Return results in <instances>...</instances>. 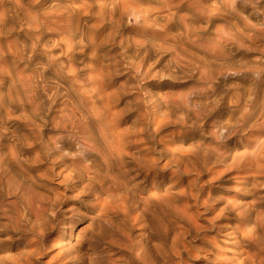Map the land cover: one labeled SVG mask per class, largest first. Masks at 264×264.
<instances>
[{
    "label": "bare ground",
    "instance_id": "6f19581e",
    "mask_svg": "<svg viewBox=\"0 0 264 264\" xmlns=\"http://www.w3.org/2000/svg\"><path fill=\"white\" fill-rule=\"evenodd\" d=\"M263 44L264 0H0V264H264Z\"/></svg>",
    "mask_w": 264,
    "mask_h": 264
},
{
    "label": "rangeland",
    "instance_id": "374dc122",
    "mask_svg": "<svg viewBox=\"0 0 264 264\" xmlns=\"http://www.w3.org/2000/svg\"><path fill=\"white\" fill-rule=\"evenodd\" d=\"M75 2H76V4L79 3L77 1H75ZM184 2L188 3L187 1H184ZM93 20L94 19L88 18V23H93L94 22ZM137 21L138 20H136V21L134 20V17L131 14L126 12L123 15V18L121 19V22H119V26H117L115 28L116 31H118L119 33L115 36V40H114V42H112L113 44H111L110 42L107 43V45H106L107 49H111L112 53L118 54L119 51L121 50V48L118 47L115 44L119 40L118 35L121 32L122 33H127L128 31L132 30L133 28L139 27V23ZM239 51L240 52H245V54L247 56H249V57H251V58H253V59L257 60V61H260V62L264 61V44L262 46H259L257 49L256 48H253V49L250 48V50H248V51H242V50H239ZM125 60L120 63V65H119L120 73H119V75L117 77H114V81H117L118 83L119 82H123V81H127V86L128 85L135 86V84L143 83V81H141L139 79L140 77L137 76V74H136V70H135L136 68L133 69V67H130L129 64ZM159 68H160V70H161V68L164 69V66L161 65V66L157 67V69H159ZM158 80L159 81L162 80V81H166V82L169 81V79H167V77H159V78L157 77V80L156 79H151L150 83H157L158 84V82H157ZM176 81L177 82H184L182 80L181 81L180 80H176ZM185 82L186 83L181 84L182 87L194 85L193 81H187L186 80ZM122 123H123L122 127L125 126L124 120H123ZM187 129L188 128H183V127L180 128L177 125H168V126H165L164 128H162L156 134V136H157V138H160L161 140H166V138H169V135L173 134L174 136H176L177 132H180V134H178L176 136L177 137V141L185 149L186 148H190L191 147V142L193 140L199 138V137H202V139L201 138H199V139L203 140L204 143L207 142V143H211L212 145H216V144L219 145V144H221L223 142L221 139H217L215 141V138L210 137L209 132L208 133L206 132L208 129L210 130V126L209 125H206V127H204L203 129L196 128V129L191 130V131H188ZM251 134H253V132L251 133L250 131L238 134L237 136H235L233 144H232V137H231L229 139V142L231 143V145H230L231 150H233L236 153L243 152L246 149V147L249 146V145H246V141H247V139H251L252 138ZM192 137H195V139L192 140ZM130 140H131V142H130L131 146H137L136 148H141L142 150L146 149L143 144H141V143H139L137 141L134 142L133 139H130ZM154 147L156 148V150L158 149V146L155 145V144H154ZM136 148H133V149H136ZM133 149H131V150L133 151ZM152 151H153V153L150 154L151 149L145 150V152H148V154L151 157L157 158L158 155H157L156 151H154V150H152ZM158 162H160V165H161L164 162V160L163 159H159ZM219 168H221V167H219ZM173 169L174 168L172 166H169L166 169V172H169L168 175H170V171H172ZM158 172L161 173L160 170H158ZM235 172H236L235 170H231L228 173H226L225 177L230 178L231 181H235V182H233V184H238V182H240L241 177L240 178H231L233 175L236 174ZM177 178H178V176H176L175 177L176 180H173V181L177 185L176 189L179 190L180 187H181L182 181H184V179L187 178V176H183L184 179H181V178L177 179ZM151 185H152V183H151ZM199 209H200V213L194 219L195 223L199 226V230H198L197 237L196 238H192L193 244L197 245L198 243L201 242V240H207L208 242L213 243V244L219 242L223 238V235H221L222 231L217 232L215 228H207V227H205V226L209 225L208 221L206 220L208 214H205L203 211H201L202 208H199ZM220 222H224V220H221ZM138 226L139 225L135 226L134 228H136V230H137ZM188 239L190 240V237Z\"/></svg>",
    "mask_w": 264,
    "mask_h": 264
}]
</instances>
